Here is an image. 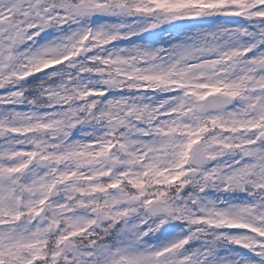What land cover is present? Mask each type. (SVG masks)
<instances>
[{"label": "snow or ice", "instance_id": "6c2138e0", "mask_svg": "<svg viewBox=\"0 0 264 264\" xmlns=\"http://www.w3.org/2000/svg\"><path fill=\"white\" fill-rule=\"evenodd\" d=\"M0 264H264V0H0Z\"/></svg>", "mask_w": 264, "mask_h": 264}]
</instances>
